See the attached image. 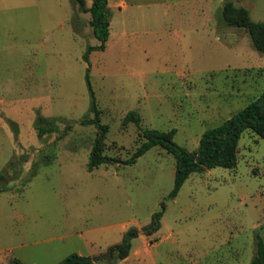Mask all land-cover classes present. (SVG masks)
<instances>
[{
  "label": "rangeland",
  "instance_id": "rangeland-1",
  "mask_svg": "<svg viewBox=\"0 0 264 264\" xmlns=\"http://www.w3.org/2000/svg\"><path fill=\"white\" fill-rule=\"evenodd\" d=\"M108 1L101 49L91 13L74 0H0V264L8 254L56 264L103 252L143 230L163 202L149 235L163 241L156 264H251L264 240L263 137L246 129L235 167L193 172L173 198L172 153L155 145L135 163L89 170L98 127L81 120L95 103L109 125L106 153L121 160L144 140L135 123L123 125L130 110L144 128H176L174 141L194 151L205 130L262 93L264 53L224 21L228 0ZM230 1L264 21V0ZM38 114L59 130L40 136Z\"/></svg>",
  "mask_w": 264,
  "mask_h": 264
},
{
  "label": "trees",
  "instance_id": "trees-1",
  "mask_svg": "<svg viewBox=\"0 0 264 264\" xmlns=\"http://www.w3.org/2000/svg\"><path fill=\"white\" fill-rule=\"evenodd\" d=\"M83 11L91 13L90 24L94 36L103 42L96 48H104L105 42L110 34V7L108 0H92L90 7H87L86 0H74ZM222 17L228 25H235L246 29L257 50L264 53V21H254L249 10L244 6H238L233 1H226L222 6ZM90 47L85 57L93 50ZM94 117L84 118L81 123L96 124L97 135L93 141L89 170H93L102 163H135L137 158L143 155L149 148L160 145L176 157V172L174 187L171 197L175 198L184 182L193 172L203 171L213 167L232 168L238 162V141L246 129H251L264 138V90L262 93L246 105L239 112L223 121L221 124L205 130L200 138L196 150L192 151L174 141L177 132L176 128L162 131L155 128L142 127V117L139 112L130 110L123 119V125L135 123L139 129L140 138L144 137L142 144L127 159L121 160L106 153V137L109 132V125L100 122L99 110L95 103L91 107ZM58 119L37 115L36 128L40 136L58 131ZM13 127L16 126L12 122ZM15 160L9 162L13 165ZM1 180L7 179V174H0ZM165 209V202L162 203V210L153 214L152 222L143 228L137 227L128 229L120 242L109 245L107 249L95 255H83L72 252L66 255L56 264H118L130 254L132 242L141 232L150 235L156 232L161 226V217ZM10 264H26L18 257H13ZM251 264H264V240L258 238L256 254Z\"/></svg>",
  "mask_w": 264,
  "mask_h": 264
},
{
  "label": "crops",
  "instance_id": "crops-1",
  "mask_svg": "<svg viewBox=\"0 0 264 264\" xmlns=\"http://www.w3.org/2000/svg\"><path fill=\"white\" fill-rule=\"evenodd\" d=\"M126 1H129L130 2L131 0H126ZM141 233H140L139 236H141ZM171 235H174V234L173 233H170L169 236H167V239ZM137 238H135V239H137ZM135 239L132 242V248H131V251H130V254L128 255V257H126L125 259H123L120 262H118V264H150V263L151 264H156V260H155V257H154V252H155L156 248H159L161 246V244H162L163 241H161V240L160 241L152 240V239L149 238V235L144 236V239L141 241L140 244L139 243L138 244H135V242H136ZM50 240H52V239H50ZM53 240H54V238H53ZM34 243L36 244L38 242H34ZM25 245H28V244H22L21 247L22 246H25ZM14 249L15 248L10 247V249H8V253L11 250H14ZM78 253L84 255V253H82V252H78ZM6 257L7 258H6V261H4V264H10V261H11V259L13 257L10 258V254H8ZM15 257H18L22 261H24L26 264H29L28 261L26 260V256L25 255H23V256L22 255L21 256L18 255V256H15ZM31 264H36V262H32ZM99 264H101V263H99ZM185 264H188V262H186Z\"/></svg>",
  "mask_w": 264,
  "mask_h": 264
}]
</instances>
